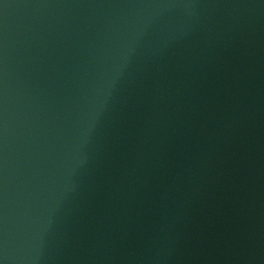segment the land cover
<instances>
[{
    "label": "water",
    "instance_id": "95a60500",
    "mask_svg": "<svg viewBox=\"0 0 264 264\" xmlns=\"http://www.w3.org/2000/svg\"><path fill=\"white\" fill-rule=\"evenodd\" d=\"M0 264H264V89L47 220Z\"/></svg>",
    "mask_w": 264,
    "mask_h": 264
}]
</instances>
